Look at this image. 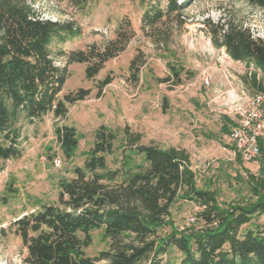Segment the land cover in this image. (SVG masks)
<instances>
[{
    "label": "rangeland",
    "instance_id": "rangeland-1",
    "mask_svg": "<svg viewBox=\"0 0 264 264\" xmlns=\"http://www.w3.org/2000/svg\"><path fill=\"white\" fill-rule=\"evenodd\" d=\"M169 1L89 0L83 8L74 7L68 0L31 2L41 18L71 22L80 30L68 42L51 46L55 63L67 69L60 98L80 89L90 90V94L83 101L67 104L66 118L56 119L53 114L33 122L20 118L17 127L21 155L0 161L5 171L0 177V264H23L27 250L12 223L43 204L57 203L60 181L72 179L75 167H84L101 126L117 137L115 152L107 157L111 169L121 167L135 172L144 164L141 157L123 149L128 127L142 135L144 145L185 149L198 188L214 191L221 207L245 205L257 199L256 183L250 177L264 180V156L250 162L238 159L230 134L221 129L223 117L230 116L229 107L256 93L245 77L255 71L261 75V71L215 48L205 23L235 19L254 37L264 40V10L246 0H189L180 14H170L152 27L143 23L149 4L166 8ZM176 1L179 4L184 0ZM122 19L131 23L130 28L122 29L128 41L118 36ZM119 37L122 41L114 49L122 50L94 78L87 77V64H67L70 53L93 45L101 51ZM170 65L182 70L180 84L163 81L172 72ZM107 78L110 82L104 85ZM58 126L76 130L78 146L70 159L64 156L57 140ZM57 158L60 166L55 164ZM202 210L196 203L178 199L171 208V222L180 230L202 229L207 225L197 218ZM252 223L254 226L246 224L242 230L256 226L264 229V215ZM171 231L169 224L159 234L165 236ZM90 235L92 243L85 249L89 257L96 258L109 250L110 240L103 230ZM181 259L178 250L170 249L162 257V264H177Z\"/></svg>",
    "mask_w": 264,
    "mask_h": 264
},
{
    "label": "trees",
    "instance_id": "trees-1",
    "mask_svg": "<svg viewBox=\"0 0 264 264\" xmlns=\"http://www.w3.org/2000/svg\"><path fill=\"white\" fill-rule=\"evenodd\" d=\"M32 1L0 0V161L4 162L21 155L17 127L20 118L30 122L48 114L66 118L67 104L83 101L90 94V90L80 89L60 98L67 69L55 63L51 46L68 42L80 30L71 22L41 18L32 8ZM68 1L83 8L89 0ZM246 1L264 10V0ZM188 5L189 0L179 4L169 1L166 8L151 3L142 21L155 26L170 14H180ZM205 24L215 48L261 71V75L250 72L245 80L255 94H264V40L254 37L235 19L224 18L218 23L207 20ZM125 27L130 28L131 23L122 19L118 36L128 41L122 31ZM121 41L119 37L101 51L94 45L74 51L68 55L67 64H87V77L92 79L122 50L114 49ZM170 70L163 81L180 84L182 70L176 65H170ZM109 82L107 78L103 84ZM233 126L224 116L221 130L230 134ZM55 134L64 156L70 159L78 146L75 128L58 126ZM116 140L114 133L101 126L84 167H75L72 179L60 181L57 203L43 204L12 223L27 250L23 264H162V257L170 249L182 255L177 264H264V229L256 226L242 230L246 224L254 226L252 221L264 215V180L250 177L256 183L255 201L223 208L214 191L198 188L185 149L144 145L142 135L126 127L123 149L141 157L144 164L135 172L125 171L121 167L111 169L107 163V157L115 152ZM237 158L242 159L239 154ZM178 199L201 206L197 218L206 227H175L170 216ZM169 224L172 231L160 235L159 230ZM95 230L104 231L110 247L91 258L85 249L91 245L90 233Z\"/></svg>",
    "mask_w": 264,
    "mask_h": 264
},
{
    "label": "built area",
    "instance_id": "built-area-1",
    "mask_svg": "<svg viewBox=\"0 0 264 264\" xmlns=\"http://www.w3.org/2000/svg\"><path fill=\"white\" fill-rule=\"evenodd\" d=\"M228 110L227 115L236 118L230 138L237 154L247 162L256 160L261 155V146H264V94H254L243 102H234ZM55 164L60 166L59 158L55 159ZM4 172L0 169V177Z\"/></svg>",
    "mask_w": 264,
    "mask_h": 264
},
{
    "label": "crops",
    "instance_id": "crops-1",
    "mask_svg": "<svg viewBox=\"0 0 264 264\" xmlns=\"http://www.w3.org/2000/svg\"><path fill=\"white\" fill-rule=\"evenodd\" d=\"M230 119H231V121H232V123L234 124V126L236 125V118H234V117H232V116H228ZM233 126V127H234ZM23 129H24V127H23Z\"/></svg>",
    "mask_w": 264,
    "mask_h": 264
}]
</instances>
